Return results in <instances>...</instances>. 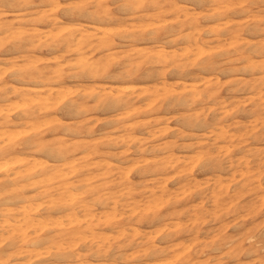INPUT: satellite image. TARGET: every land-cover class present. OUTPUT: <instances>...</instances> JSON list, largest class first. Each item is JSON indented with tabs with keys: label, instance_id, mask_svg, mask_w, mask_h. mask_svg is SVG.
<instances>
[{
	"label": "clouds",
	"instance_id": "1",
	"mask_svg": "<svg viewBox=\"0 0 264 264\" xmlns=\"http://www.w3.org/2000/svg\"><path fill=\"white\" fill-rule=\"evenodd\" d=\"M0 264H264V0H0Z\"/></svg>",
	"mask_w": 264,
	"mask_h": 264
}]
</instances>
